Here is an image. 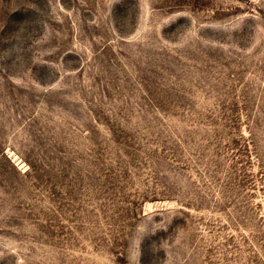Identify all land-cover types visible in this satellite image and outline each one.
<instances>
[{
    "label": "rangeland",
    "instance_id": "1",
    "mask_svg": "<svg viewBox=\"0 0 264 264\" xmlns=\"http://www.w3.org/2000/svg\"><path fill=\"white\" fill-rule=\"evenodd\" d=\"M0 264H264V0H0Z\"/></svg>",
    "mask_w": 264,
    "mask_h": 264
}]
</instances>
